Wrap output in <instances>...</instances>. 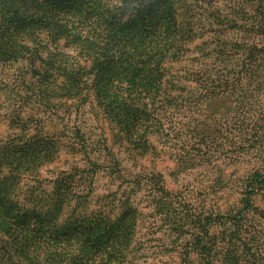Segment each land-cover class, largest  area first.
I'll return each instance as SVG.
<instances>
[{
    "label": "rangeland",
    "instance_id": "1",
    "mask_svg": "<svg viewBox=\"0 0 264 264\" xmlns=\"http://www.w3.org/2000/svg\"><path fill=\"white\" fill-rule=\"evenodd\" d=\"M76 1L9 0V10L0 16L5 33L0 57L7 60L0 63V264H204L203 246H213L218 255L215 264L220 260L264 264V189L248 188L256 183L255 173L264 163V87L255 80L240 87L226 77L218 84L200 82L197 72L207 68L217 75H245L249 66L264 71V63L261 67L253 60L260 58L261 52L250 46L257 40L244 35L247 39L242 41V36L225 31L193 40L183 52L189 60L166 66L164 85L172 95H160L161 90L143 95L145 103L154 99L150 103L151 108L156 106L155 124L161 135L151 133L136 145L129 135L133 156L117 139L126 141L120 128L138 107L134 87L150 81L137 77V85L130 79L119 83L112 71L142 53L165 52L168 29L157 43L141 38L139 28L132 32L129 15L121 19V0H81L84 4L79 2L69 20L70 12L64 8H75ZM215 1L217 6L222 3ZM54 12L66 15L65 26L72 31L59 41L43 34L42 47L35 46L41 32L35 16L52 17ZM158 23L152 28L158 29ZM263 45L264 39L258 47ZM205 50L213 54L208 65L193 62ZM45 52L67 54L69 70L80 73L55 114L36 106L40 90L36 54L45 56ZM13 54L24 60L12 63ZM95 55L98 63L93 64ZM119 57L122 61L114 65ZM123 68L134 74L146 70L139 62ZM175 77L182 81L177 83ZM38 122L47 134L36 128ZM104 132L111 154L126 169L112 178L102 171L108 162L89 155L99 142L98 134ZM37 152L46 162L43 168L36 175L24 173L39 162ZM95 164L101 169L96 173V194L90 198L87 184L96 175ZM120 172L125 179L117 177ZM67 174L81 185L87 199H61L64 185L60 184L58 199L48 204L38 200L44 189L52 188L53 180ZM160 186L169 196L168 210L162 213L153 202ZM117 191L116 197L107 196ZM125 194L131 195L129 203ZM246 195L255 216L244 232L245 247L231 236L230 224L248 211Z\"/></svg>",
    "mask_w": 264,
    "mask_h": 264
},
{
    "label": "trees",
    "instance_id": "2",
    "mask_svg": "<svg viewBox=\"0 0 264 264\" xmlns=\"http://www.w3.org/2000/svg\"><path fill=\"white\" fill-rule=\"evenodd\" d=\"M8 1L9 0H0V16L6 15V11L9 10V6H6ZM39 1L45 4L49 3L50 0ZM79 2L84 4V2H82L81 0H77L75 4L78 5H75V8H64L66 11L70 12L69 20L73 17V13L78 11L80 6ZM221 2V5L217 6L216 1L214 2V0H121V4L118 8V12H120L119 15L120 17H122L121 19L127 18V16L129 15L127 20L129 25H133L132 32H134L133 30L136 26L137 28H139L137 29V35H140L141 38H146L147 40L150 39L157 43L159 41V38L161 36H164L165 30L168 29L166 37L169 38V42H167L168 48L165 50V52H145L142 53L139 57L134 56V65H137V62H139L142 64V66L146 67V70L143 71V74H141V72H135L134 74V71L132 72L128 69L123 68V65L129 66L131 68L133 62L127 59L125 61H122V57H119V60L114 64L116 65L120 61H122L119 67L113 66L114 68L112 71V76L116 79L119 78V83H122V80L128 81V79H130L129 81L137 85V77L150 81L148 85L140 83L139 85L134 87V90H137L138 94L136 96V99H138V107L135 108V114L130 116L129 120H124L126 126L120 128V130L124 132L123 139H125L126 141H122V138L120 137L117 139L118 141H120V143H125L124 145H126L127 147V150L125 152L128 151L133 156H135L133 152L135 148L130 147V144L132 143H130L129 135H132V138L135 139V143H133L135 145L138 143V139L146 136L148 137V135L151 133H155L154 135L157 136L161 135L159 124H155L157 112L156 106L151 108L150 103L152 102V100L154 101V99L149 98V102L145 103V97L143 98V95H148L149 93L157 94L159 90L162 91L160 92V95L163 94L167 98L172 95L164 85L165 81L163 79L166 77H164L167 71L166 66H169V63L173 61H179L178 63H182V61L186 62L185 60H189L190 58L185 57V55H183V52H187L190 49L189 45L196 38L203 37L205 35H208L209 33H218L220 31H225L228 33L232 32L233 35H237L238 37L242 36V41L247 38L256 39L257 41L250 46H252L251 50L253 49L256 52H261L260 58H251H254L253 60L256 59V62L260 61V66H263L264 45L260 47L258 46L264 39V0H221ZM128 10H131V13H128ZM56 15L57 14L54 12L52 17H48L47 15H44L42 13L35 16V19L40 23L39 26L41 29V32L37 34L38 40H35V46L38 45L42 47L39 40H41L43 34H46L48 40H51L53 38V40L59 41L64 38V34L66 33V31H72L70 28H66L67 26H65L64 21L66 20V15ZM160 19H167V23H169L170 21L171 25H164ZM1 20L2 19H0V22ZM159 20L160 22L158 23ZM146 21L147 27H144L143 23ZM156 22L159 24V28H156L157 30L155 28H152L153 25L156 24ZM218 25L224 29L217 28ZM156 34L159 35L157 36ZM244 35L247 38H244ZM4 37L5 33L3 31V26L0 25V50L1 48H3L5 43ZM244 42L246 44L248 43L247 40ZM154 46H156V44ZM44 47L46 49L48 48V46ZM243 49L245 48H240L239 51ZM45 53V56H38L36 54L37 58L39 59V69H35V79L39 83L38 87L40 89L37 92L36 98L38 105L36 106H39L41 111L43 112L48 113L49 111H51L50 113L55 114L54 112L56 111V107L58 105H63L61 101L63 99L69 98L68 94L69 89L72 87V82L74 81L75 77H77L76 80H78V75L80 73L71 72L69 70L67 65V54L63 52ZM202 54L203 55L201 57L194 58L193 62H199L201 60V63H203L204 66H207L208 61L213 59V54L209 51L207 52L206 50ZM141 56L144 57L143 60H140ZM11 57L13 58L12 63H17L21 60H24V58H20L15 54H13ZM97 58L98 56L95 55L93 58V64L98 63L96 62ZM6 61L7 60H4L0 57L1 64L6 63ZM259 71L260 69L255 70L253 69V67L249 66V68L246 70L245 75L237 73L236 76H228V74L217 75V73L210 72V70H207V68H203L202 71L197 70V72L200 73L198 74L199 78L201 79L200 82L205 81L218 84L221 83V80L226 77L227 81H235L240 87L241 85L248 84L251 80H255L256 82L260 81V85L264 87V71L263 69L261 70V72ZM190 73L192 74V72H189V74ZM195 75L196 74H194V76ZM91 79L92 78H90V80ZM183 79L187 80L188 78ZM176 80L177 83L182 81L180 78H176ZM160 81H162V83H160ZM91 83L94 85V82ZM40 125V122H38L36 128L41 130L42 134H47V132H43V129L45 127L43 125ZM24 126H26V124H24ZM154 128H156L155 132ZM140 131H145V135H139L138 133ZM107 140L108 138L106 137L105 132L102 136H99L98 134L99 142L97 143V146H95L94 152L89 153V155H94L98 159L104 158L103 163H108L102 171H104L105 174L112 178L116 176V172L126 171V169L124 170V168H122V161L119 158H115L113 154H111V149L107 145ZM127 142L129 143L127 144ZM142 146H146L145 143H143ZM261 147L264 148V136L261 142ZM38 151L41 150L38 148ZM261 155L262 157H264V154ZM43 158L44 157H41L40 152H37V159L39 162L36 163L34 170L32 168H29V170L25 171L24 173H35V175L39 174L41 168H43L44 164L46 163L43 162ZM134 160H137V158L134 157ZM260 164L261 165L257 170V174L255 173V175H258L259 177L256 178V183H250L251 186L248 187L249 189H264V163L261 162ZM100 169V166L95 164L93 175L96 173L98 174ZM1 173L2 170H0V174ZM120 174L121 175H118L117 177L119 179H125L126 176H124V173L120 172ZM96 175L93 179L90 180L89 184H87L88 186L90 185L91 188L90 198H93V195L96 194V183L98 182L96 179L98 178V175ZM70 177L71 176L68 175L66 177H62L61 180H53L54 185L52 186V188L50 190L44 189L42 191V194H40L41 196L38 198V200H41L42 202L48 204L51 200L58 199V187L60 184L64 185V190L61 193V199H64L65 197H67V199L69 197L74 198L76 196L77 198L87 199V194H85L84 190H81V185L78 183H73ZM131 190L137 192L139 189H135L134 187H132ZM166 191L167 190L164 188V186H160L157 190H155L154 193L153 202L155 203L159 213L168 210L166 200L169 196ZM118 192L119 191L115 193L112 192L107 196L110 197L113 194L116 197ZM122 197H124V195H122ZM125 197L127 198V201H125V203H129V199L132 200L130 194H125ZM244 200L247 205L246 209L249 208L248 211L242 212L238 215L237 218L232 219L230 225L234 226L231 236L234 237V239H237L240 244L246 247L247 243L243 238L244 232L249 228L250 222L255 216V212H253V207L250 205V195H246L244 197ZM199 221L202 222L203 219ZM183 233L185 232L181 230V235H184ZM197 249L199 250L198 246ZM200 249H202V254H204V264H215V261H218V255L215 254V252L213 253V246L210 248L203 246V248ZM220 261H222L220 264H225L223 263V260ZM9 262H11V264H19L14 261ZM247 264H252V262ZM253 264H256V262H253Z\"/></svg>",
    "mask_w": 264,
    "mask_h": 264
}]
</instances>
